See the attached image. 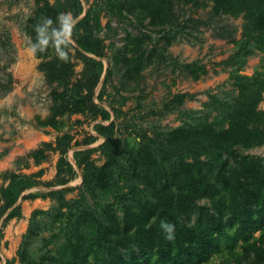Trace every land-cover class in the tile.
I'll return each mask as SVG.
<instances>
[{"label": "rangeland", "instance_id": "rangeland-1", "mask_svg": "<svg viewBox=\"0 0 264 264\" xmlns=\"http://www.w3.org/2000/svg\"><path fill=\"white\" fill-rule=\"evenodd\" d=\"M172 3V20L155 25L136 0H0V264L46 263L42 258L61 244L60 221L38 214L36 235L28 239L21 260L22 236L35 210L52 217L61 212V220L93 212L109 226L110 212L120 216L124 200L150 195L152 175L130 166L141 165L146 151L159 152L177 127L225 129L241 98V103L254 100L256 114L243 108L240 124L264 131V34L251 38L247 16L249 9L264 7V0L246 2L247 12L235 6L221 13L211 0ZM62 12L78 18L70 62H61L51 49L30 56L26 38H35L34 25ZM96 123L108 127L106 136L94 130ZM234 145L228 174L243 158L264 165V139L243 138ZM87 148L94 149L90 159L78 167L73 151ZM104 153H112L109 161ZM61 157L73 174L66 164L58 172ZM106 160L105 186H95L88 163L101 167ZM10 173L29 176L35 184L7 207L2 193ZM195 201L181 222L193 223L198 204L210 205L206 197ZM16 205V213L7 217ZM261 235L264 229L252 232L250 243L259 244ZM243 244L239 240L231 250L223 246L202 264H264Z\"/></svg>", "mask_w": 264, "mask_h": 264}, {"label": "trees", "instance_id": "trees-1", "mask_svg": "<svg viewBox=\"0 0 264 264\" xmlns=\"http://www.w3.org/2000/svg\"><path fill=\"white\" fill-rule=\"evenodd\" d=\"M211 1L216 12L221 13L235 6L247 12L245 3L250 0ZM136 2L138 7L142 3L141 0ZM140 6L149 10L155 25L173 18L172 0H145ZM247 14L251 38H255V32L258 36L264 34V7L255 11L249 9ZM81 47L92 52L84 45ZM243 108L250 116L256 114L253 99H244L242 103L241 98L237 99L233 111L228 114L229 122L225 129L179 126L168 133L165 143L158 146L159 152L146 151L140 158L141 165L132 164L130 167L152 175L153 183L148 184L150 195L140 194L132 201L124 200L120 216L110 212L112 224L109 226L105 225L104 218L99 219L93 212L81 211L61 220L64 216L61 212L52 217L49 212L33 211L19 248L21 260H26L23 248L28 239L36 235L34 225L38 223V214L49 216L48 220L53 223L60 221L57 234L63 239L52 255L42 258L46 263L42 261L40 264H202L223 246L233 249L239 240L244 242L246 250L252 248L258 262L264 260V235H261L259 244L249 241L252 232L264 229V165L242 157V161L235 162L230 174L226 170L237 141L245 138L246 141L260 143L264 139V131L249 130L245 123L240 124L238 118L243 114ZM101 113L106 119L108 112L103 110ZM93 128L106 136L104 130L108 127L105 125L96 123ZM108 143L106 137L101 144L103 151ZM161 146H170L171 151L164 152ZM93 150L73 151L75 164L78 167L85 164ZM59 151L63 154L65 148ZM111 154L105 155L108 161ZM203 154L207 159L201 157ZM128 159L129 156L126 162ZM136 160L134 158L132 163ZM108 161L101 167L88 163L92 171L90 182L95 186H105L104 173L107 171L104 169L110 166ZM63 164L70 174L74 173L71 164L63 157L57 166L58 172ZM152 168L156 169L152 171ZM8 178L9 183L2 193L5 200L8 197L7 207L15 202L21 191L35 184L26 175L10 173ZM219 187L223 188L222 193ZM202 197H206L210 205L198 204L195 221L181 222L182 214L188 213L196 204L195 200ZM18 208L17 205L13 207L7 217L14 215L16 212L13 210ZM164 219L175 225L173 241L165 239L160 227ZM100 225L104 228L98 227Z\"/></svg>", "mask_w": 264, "mask_h": 264}, {"label": "clouds", "instance_id": "clouds-1", "mask_svg": "<svg viewBox=\"0 0 264 264\" xmlns=\"http://www.w3.org/2000/svg\"><path fill=\"white\" fill-rule=\"evenodd\" d=\"M78 18L71 12L57 14L52 17H41L34 25L35 38L27 37V52L32 57L46 53L51 49L56 57L63 63L70 62V53L75 46L74 32ZM160 227L165 235V239L173 241L175 239V225L161 220Z\"/></svg>", "mask_w": 264, "mask_h": 264}]
</instances>
